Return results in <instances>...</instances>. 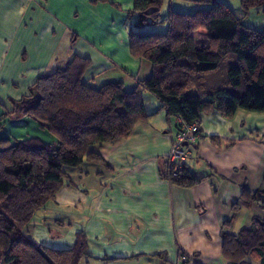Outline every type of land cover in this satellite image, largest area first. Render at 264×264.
Returning a JSON list of instances; mask_svg holds the SVG:
<instances>
[{
  "label": "crops",
  "instance_id": "0c3cea01",
  "mask_svg": "<svg viewBox=\"0 0 264 264\" xmlns=\"http://www.w3.org/2000/svg\"><path fill=\"white\" fill-rule=\"evenodd\" d=\"M96 1L0 0V104L7 113L11 101L29 95L39 76L74 56L90 60L82 82L94 89L113 82L131 91L150 77V63L129 52L125 23L133 0ZM165 7L164 19L202 6L165 0ZM237 13L241 16L239 6ZM163 24L158 29L165 32ZM194 34L201 41L208 38L204 30ZM149 97L143 98L152 115L148 122L137 123L126 139L92 148L109 168L84 162L64 170L67 181L33 220L36 244L71 249L82 233L88 259L82 264H180V252L192 260L197 254V264H228L221 252L224 223L233 217L228 233L236 235L252 217L262 216L256 206L242 205L235 214L232 208L243 191L254 194L262 186L264 114L237 112L231 120L202 115L187 166L193 176L207 178L181 188L160 175L175 136L174 121L169 125ZM21 120L12 121L19 125Z\"/></svg>",
  "mask_w": 264,
  "mask_h": 264
},
{
  "label": "trees",
  "instance_id": "16d2710c",
  "mask_svg": "<svg viewBox=\"0 0 264 264\" xmlns=\"http://www.w3.org/2000/svg\"><path fill=\"white\" fill-rule=\"evenodd\" d=\"M164 1L133 0L127 14L130 55L151 65L150 77L133 90L113 82L97 89L86 85L82 76L91 62L74 56L39 76L28 96L11 101L8 116L31 119L54 140L0 138V264L88 260L82 233L76 234L71 249L53 250L36 244L24 230L54 201L68 179L66 168L84 162L109 168L92 148L126 139L137 123L148 122L152 115L146 113L144 94L160 103L157 112H164L169 123L174 121L175 136L179 122L200 127L202 115L231 120L237 112L264 114V30L244 22L250 12L264 8V0H239L241 16L223 1L190 0L201 9L193 14L170 12L166 19L161 14ZM163 23L165 32L158 29ZM202 30L208 33L204 41L194 34ZM194 145L185 149L192 152ZM160 175L181 188L207 178H197L187 165H172L167 158ZM242 205L256 206L262 216L252 217L236 235L228 233L233 217L226 221L220 231L222 256L228 264H264V179L256 193L242 192L233 213ZM179 256L180 264H197V254L194 260L183 252Z\"/></svg>",
  "mask_w": 264,
  "mask_h": 264
},
{
  "label": "rangeland",
  "instance_id": "374dc122",
  "mask_svg": "<svg viewBox=\"0 0 264 264\" xmlns=\"http://www.w3.org/2000/svg\"><path fill=\"white\" fill-rule=\"evenodd\" d=\"M218 1H223L225 3H228V5L232 8L234 13H236V15L238 14L237 12H238L239 0H218ZM163 7H164V4H163ZM163 7H162V12H165L167 10V8L165 7V9L163 11ZM126 13L128 14V12H126ZM167 14H168V12H167ZM262 19H264V8L250 12V14L245 18L244 22L247 25V27L252 26V27H255L257 29L262 30V29H264V22L262 21ZM163 25L159 26L158 28H162ZM125 27H126L127 31H129V28L131 27V22H128V20H126ZM198 40H202V39H198ZM149 98L152 100V102H154L153 103L154 106L160 107V103L156 99H153V97H149ZM155 100H156V102H155ZM147 101H146V103L148 105ZM6 111L7 110L5 108H3V106L0 104V138H8L11 140V142H14V141H20V140H24L27 138L34 137V138L40 139L41 141H43L45 143H52L53 142L54 137L52 135H50L47 131L41 130L35 122L31 121V119L21 117V119H22L21 123L19 125H16V123H14L15 121L14 122L12 121L13 118L8 116ZM158 116H161V114ZM166 122L169 123L167 120H166ZM169 125H171V123H169ZM173 125H174V123H173ZM166 158H167V156H166ZM189 161L190 160L188 159L186 165H189ZM91 188H89V190ZM31 226H32V224L29 225L28 227H26L24 230L26 235L30 239H32L31 238V231H30ZM256 264H258V263H256Z\"/></svg>",
  "mask_w": 264,
  "mask_h": 264
},
{
  "label": "built area",
  "instance_id": "2783aa9c",
  "mask_svg": "<svg viewBox=\"0 0 264 264\" xmlns=\"http://www.w3.org/2000/svg\"><path fill=\"white\" fill-rule=\"evenodd\" d=\"M179 125L181 130L172 140L167 155L169 163L176 164L178 167L186 165L191 158V153L185 149V146L196 144L200 137V127L197 124L186 125L179 122ZM181 260L186 261L184 257H181Z\"/></svg>",
  "mask_w": 264,
  "mask_h": 264
}]
</instances>
